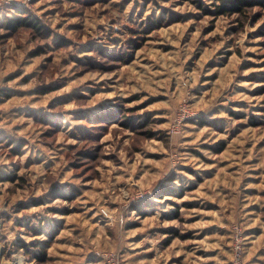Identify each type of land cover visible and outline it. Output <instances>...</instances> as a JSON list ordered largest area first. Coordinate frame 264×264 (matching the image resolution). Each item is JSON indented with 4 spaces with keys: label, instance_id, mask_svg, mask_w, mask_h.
Masks as SVG:
<instances>
[{
    "label": "rangeland",
    "instance_id": "obj_1",
    "mask_svg": "<svg viewBox=\"0 0 264 264\" xmlns=\"http://www.w3.org/2000/svg\"><path fill=\"white\" fill-rule=\"evenodd\" d=\"M11 5L46 31H8L0 11V264H126L127 244L174 236L185 249L196 187L231 181L210 168L237 170V119L254 120L239 112L264 105V9L241 23L186 0L0 2ZM161 15L124 61L134 31ZM55 183L74 198H51ZM160 184L187 190L154 198Z\"/></svg>",
    "mask_w": 264,
    "mask_h": 264
},
{
    "label": "crops",
    "instance_id": "obj_2",
    "mask_svg": "<svg viewBox=\"0 0 264 264\" xmlns=\"http://www.w3.org/2000/svg\"><path fill=\"white\" fill-rule=\"evenodd\" d=\"M262 85V84H259ZM262 108V110H261ZM237 119V170L210 168L212 176L230 175L226 185L197 186L199 195L188 218L186 232L193 236L191 244L173 246L164 239H147L138 246L127 244L123 255L126 264H230V223L241 226L245 240V263L264 264V105L256 97L252 105L240 110ZM231 162V163H232ZM235 171L237 179L235 180ZM211 176V177H212ZM210 178V177H209ZM201 190V194H200ZM210 194L217 200L209 198ZM189 240V239H188Z\"/></svg>",
    "mask_w": 264,
    "mask_h": 264
},
{
    "label": "trees",
    "instance_id": "obj_3",
    "mask_svg": "<svg viewBox=\"0 0 264 264\" xmlns=\"http://www.w3.org/2000/svg\"><path fill=\"white\" fill-rule=\"evenodd\" d=\"M190 1L192 4L195 5V7L200 11L202 15H208L212 18H217L219 16H226L230 17L232 15H238L239 19L244 20L247 16V13L253 9L254 7H258L260 9H264V0H186ZM8 9V10H7ZM0 11H7L10 12L11 15L5 16L3 21L1 22V27L5 28L8 31H18L22 28H27L31 30V32L35 34L43 35L45 33V28L42 24V22L33 14H31L27 9L21 8L17 5H11L0 8ZM164 15L158 16L155 20H149L145 23V27L141 28L139 30L134 31L135 37H138V40H130L128 45V48L130 49V53L128 54V57L126 60L130 62L131 58L133 56V53L136 52V50L139 49L140 45L146 41V38L150 35V32L154 29L161 26L163 21ZM127 111H130V108H127ZM110 117V116H108ZM108 117L104 116V120H107ZM129 119V118H128ZM143 119V118H142ZM140 121V120H139ZM143 122H141L142 124ZM20 145V144H18ZM12 150L13 154H18V146ZM2 181H8V182H16L19 184H22L23 176L15 174V173H8L5 174L2 179ZM170 180V178H169ZM187 188L182 186H171L169 184H160L157 186L153 192L152 195L154 198H166V197H174V198H182L185 195ZM73 188L70 187L69 192L67 194L62 189L59 184L55 183L52 184L48 190L47 193L51 198H62L66 200H71L74 198V192ZM33 203L36 205L42 204V200H35ZM49 211L53 213H59L55 208H49ZM67 213V212H61ZM26 227V226H25ZM26 232L33 233L35 235H38L40 233L36 232L34 228L26 227ZM183 237V236H181ZM25 247V250L28 249H37L34 253V258L38 263H44L47 261L46 251L45 248L39 243H33L30 242L27 246L23 245Z\"/></svg>",
    "mask_w": 264,
    "mask_h": 264
},
{
    "label": "built area",
    "instance_id": "obj_4",
    "mask_svg": "<svg viewBox=\"0 0 264 264\" xmlns=\"http://www.w3.org/2000/svg\"><path fill=\"white\" fill-rule=\"evenodd\" d=\"M0 2L9 4L12 2V0H0ZM231 248H232V255H231L230 264H246L245 258H244V252H245L244 234H243L241 226L238 224H234L232 226ZM106 257L109 260V256H106ZM110 260L112 262L111 264H117L112 259ZM109 261L108 263L110 264Z\"/></svg>",
    "mask_w": 264,
    "mask_h": 264
}]
</instances>
